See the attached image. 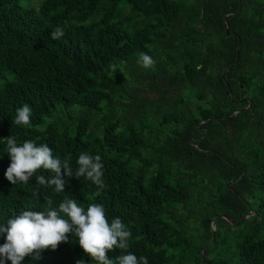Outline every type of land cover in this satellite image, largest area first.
Here are the masks:
<instances>
[{"label":"trees","instance_id":"trees-1","mask_svg":"<svg viewBox=\"0 0 264 264\" xmlns=\"http://www.w3.org/2000/svg\"><path fill=\"white\" fill-rule=\"evenodd\" d=\"M22 104L31 122L14 126ZM10 135L73 169L78 153L99 155L106 187L81 177L64 192L118 216L148 264H264V0H0V137ZM8 164L0 219L43 211L34 177L10 185ZM41 195L52 207L64 197ZM80 261L90 264L71 236L21 264Z\"/></svg>","mask_w":264,"mask_h":264},{"label":"clouds","instance_id":"clouds-1","mask_svg":"<svg viewBox=\"0 0 264 264\" xmlns=\"http://www.w3.org/2000/svg\"><path fill=\"white\" fill-rule=\"evenodd\" d=\"M50 39L57 40L63 31L57 27L50 34ZM137 63L148 68L154 61L146 53H141ZM32 109L28 104L16 108L11 124L26 127L30 124ZM0 158L7 155L9 164L4 171V178L10 185L29 184L34 177L33 196L45 199L43 211L21 208L6 219H0V264H21L27 256L35 261L43 251L55 250L61 242L71 236L82 250L90 264H148L145 256L137 257L129 251L131 232L122 220L106 217L102 204L89 203L82 207L77 199L64 192L70 179L83 177L97 189L106 187L103 173L104 166L99 155H90L86 151L78 153L75 168L69 163V157L63 159L53 155V150L45 143L36 144L31 140L18 142L10 135L0 137ZM45 170L47 174L45 175ZM64 193L56 207H52L51 198H43L42 190ZM119 250L114 258L109 253ZM83 264V261L78 262Z\"/></svg>","mask_w":264,"mask_h":264},{"label":"water","instance_id":"water-1","mask_svg":"<svg viewBox=\"0 0 264 264\" xmlns=\"http://www.w3.org/2000/svg\"><path fill=\"white\" fill-rule=\"evenodd\" d=\"M224 27H225V33H226V35H228L229 33L227 32V25H226V22H225V18H224ZM238 49V48H237ZM229 223H231L230 222V220L229 219H227V218H225Z\"/></svg>","mask_w":264,"mask_h":264}]
</instances>
